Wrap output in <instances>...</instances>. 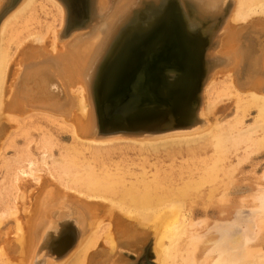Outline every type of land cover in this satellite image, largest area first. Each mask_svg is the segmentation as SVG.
<instances>
[{"label": "bare ground", "instance_id": "1", "mask_svg": "<svg viewBox=\"0 0 264 264\" xmlns=\"http://www.w3.org/2000/svg\"><path fill=\"white\" fill-rule=\"evenodd\" d=\"M148 1L165 2L91 0L90 8L83 6L85 16L89 17L87 29H80L74 25L75 10L79 9L81 0H0V111L18 128V132L7 134L8 126L2 125L0 135L25 139L24 145H13L8 176L0 181V227L5 221H14L20 251L14 259L10 254L14 246L7 248L1 243L0 264H86L90 257L92 259L91 250L94 251L100 241L103 249L107 247L113 252V257H107L104 264H136L118 254L116 233L117 230L129 231L127 219L118 216L108 204V207L98 204L100 200L95 201L96 196H66L65 220L73 227L78 224L77 229L65 226L55 231L53 226L59 219L49 208L56 205L57 197L48 189L36 196L30 218L21 221L19 201L24 200V192L20 182L33 178L39 184L46 177L42 173L48 174L51 165L58 178L84 180L90 192L116 193L114 184H120L121 180L112 177L122 174L117 176L106 166L109 161L112 163L113 157L131 152L140 158L141 165L152 161L160 168L168 159L175 169L176 159L181 156L185 161L178 165L179 171L170 168L173 186L167 184L169 191L177 194L178 190L185 189L175 184L180 172L186 170L191 174L202 164L223 160L225 148L244 143L246 153L260 150L264 142V0H234L235 5L230 8L232 0H181L188 19L186 27L195 36L200 55L198 65L180 69L173 79L172 86L180 95L175 120L173 116L170 120L164 119L160 100L152 95L149 86L156 68L169 63L168 58L159 53L165 49L166 35L154 32L135 55L130 53L129 43H126L133 28H139L141 33L150 32L157 17L143 18L141 22L136 19L140 23L138 27L126 29L125 37L114 38L120 26L131 19L134 8ZM50 4L57 9L59 27L54 30L51 42L47 37H39L41 43L33 52H22L24 57L20 56L19 63L23 68L27 65V75L21 77L22 72L18 70L7 90L4 83L16 37L30 25L39 24L37 12L49 14L47 6ZM31 33L34 32L31 30ZM225 97L234 103L236 115L226 123L218 121L217 116L219 119L214 122L208 115L215 113ZM252 108L256 110L254 121L245 124L244 118ZM31 128L39 132L37 138L29 132ZM66 137L70 138V143L61 141ZM1 147L0 156L3 151L7 153L8 146L3 142ZM3 159L7 164L8 159ZM117 163L115 161L114 167ZM99 169L103 177L98 175ZM146 174L143 170L135 176L139 179ZM163 179H142V189L134 183L124 191L123 198L139 207L136 210L140 216L128 210L126 204L114 205L130 218L128 222L133 221L131 225L135 227L128 232L131 242H137L145 234L138 224H147L153 225L155 230L153 241L160 264H165L167 238L172 241L168 245L172 246L176 240L186 239L181 264H264V186L254 189L253 205L248 209L235 208L232 215L227 212L226 217L199 231L205 219L180 218V199L176 203L170 201L166 210L154 211V216L145 209L154 201L165 202L168 195L155 194ZM103 215L110 218L111 223L102 225ZM248 217L250 219L245 220ZM251 219L254 223L249 222ZM244 220L247 222L243 223ZM10 234L7 232L5 241L11 240ZM217 234L220 237H216ZM74 246L76 249L63 262L57 260ZM45 247L49 256L41 254Z\"/></svg>", "mask_w": 264, "mask_h": 264}, {"label": "rangeland", "instance_id": "2", "mask_svg": "<svg viewBox=\"0 0 264 264\" xmlns=\"http://www.w3.org/2000/svg\"><path fill=\"white\" fill-rule=\"evenodd\" d=\"M236 1H238V0H236ZM236 4H237V2H236ZM234 5H235L234 0H232V2L228 6L230 8ZM37 6H40L39 2L37 3ZM47 7H48L47 10L49 11V14H45L44 12H41V11L37 12L38 15H40V17H39L40 23L39 24L30 25V27L23 29V31H21V33L16 37V42H15V45L13 46V50H12V56H11L9 63H8V68H7V72H6V74H7L6 81L4 83V88H6L7 90L10 88L9 85H10V81L12 80V78L17 76L18 70H20L22 72L21 77H25V75H27L26 68H25V67H27V65L24 66V68H23V66L19 63V60L22 57H24V53H22V52H28V51L33 52L35 47L37 46V44L39 43L38 45H40V43H41L38 40L39 37H44V38L47 37L46 39L48 40V42H51V38L53 37L54 30H56L59 27V21L56 17L57 16L56 7L54 5H51V4ZM52 17H53V19H52ZM30 29L34 33H31ZM38 33H39V35H37ZM49 34H50V36H49ZM26 41H28V42H26ZM43 43H44V41H43ZM27 45H28V47H27ZM18 48L21 50L19 51ZM48 48L51 50L50 46ZM23 50H25V51H23ZM22 54H23V56H22ZM20 56H22V57H20ZM15 58H16V60H15ZM16 61H18V63H16ZM39 63H42V61H40ZM13 66H15V67H13ZM47 67H49V66H47ZM75 96L78 99V96L77 95H75ZM63 101H64V99H63ZM235 115H236V107H235L234 103L232 102V100L225 97L223 102L219 103L218 107H216L215 113L209 114L208 117L210 119H213L214 122L217 121L216 119L219 117L220 119L218 118L219 119L218 121L221 120V122L226 123L227 121L232 120L235 117ZM0 116H1L0 117V130L2 128V125L8 126L7 127L8 130L6 132L7 134L9 133V131L12 132V131H15L16 129H18V128L14 127L15 122L12 121L11 119L5 117V115L2 114L1 111H0ZM255 116H256V110L254 108L250 109L248 112V115L244 118L245 124L253 123ZM4 118H6V119H4ZM16 132H18V131L16 130ZM29 132L31 133V135L32 134L34 135V138H37V136L39 134V132L37 130H35L34 128H31L29 130ZM7 134L3 135V136L0 135L1 145L3 144V142H5V146L6 147L8 146L7 150H6L7 153L5 151H3L2 154L4 156L3 155L0 156V181L4 180L6 178V176H8L7 170L10 167L9 158L14 155L13 145L15 144V145L19 146V145H24V143H25L24 137H22V139L20 136L16 137V135H11L8 137ZM7 137H8V139H7ZM34 141H32V142H34ZM61 141L64 143H70V138L66 137ZM119 144L122 145L124 143H119ZM1 145H0V154L2 151ZM31 147H34V143L31 144ZM245 148H246V146L244 143H242L236 147L225 148V151L223 152V154L225 155L223 157L224 158L223 160H221L217 163L209 162V163H206L205 165L202 164L201 166H199V168H197V170L193 171V173H191V174H189L190 171H186V170H184L183 172H180L178 174L177 180L175 181V184L178 185L177 187L179 189H182V188H185V189L183 191L178 190L177 194L170 192L169 189L167 188V184H170L173 186V182H172L173 180H172V178H170L171 173H172V172H170V168L172 169V165H170L171 162L168 159L164 160L161 163L162 168H160V166L153 165L152 161L150 163L146 162L145 163L146 165H144V164L141 165L142 161L140 160V158L138 157L139 158L138 159L137 156H135L131 152H130L131 154L129 153V155H125L128 158L125 156H122L119 158L117 156L113 157L112 163H111V161H109V164L106 166L110 167L112 169L111 173H117L116 174L117 176L122 174L121 177L119 176L120 178L119 177L118 178L112 177L113 179L121 180L120 184H118V185L114 184V186L116 188V193L90 192L84 186V184H83L84 180L75 181L76 178H70V177H66V176H64L63 178L62 177L58 178L55 175L57 172L53 171L54 169L52 168V165H51L50 172H49L50 174L49 173L48 174L42 173L43 177H45V176L46 177L42 178L44 181L41 180V182H39V184L36 183L34 180H32L33 178L25 179L24 181L20 182L21 186L23 187L22 189L24 192V200L20 199V201H19L20 219L22 222H25L28 218H30V216H31L30 210H34L35 204H33V203H35L36 198L38 197V195H40L42 193V191L48 189V190H50L51 193L54 194V196L57 197L56 205L49 208V210L56 211V212L58 211L59 212L58 217H57L58 219H65V213L68 210V207L66 205L68 202L66 200L67 199L66 196H69L71 194L74 196H77V197L79 195H84V196L91 195V197L96 196V197H94L96 199L95 201L100 200L98 204H100V205L103 204L104 206H106V204H108L110 207H112L115 210L116 214L117 213L120 214V215L117 214L118 216H121V215L124 216L122 219H124V218L127 219L126 220L127 226L130 227V229H128L129 230L128 232L131 233L133 230V227H135L134 225H131V224H133L132 223L133 221L128 222V219L130 220V218H128V216L126 214H124L123 211L119 210L114 205L117 206V203L126 204L127 205L126 207L129 208L128 210H134L137 214L136 209H139V207L133 201L131 202L128 198H123L124 191L126 189H129L131 184L136 183V186L139 187L140 189H142L143 188V183H142L143 180L151 181L153 178L156 179V178H162L163 177L165 179V181H164L165 183L160 182V184H162L163 186L159 184L160 187L155 191V194L157 196H163V197L165 195H168V197L165 198L164 203L160 204V202L158 203V201H154L151 203V206L150 205L145 206L146 207L145 209H148L150 215H152L154 211H157L160 209L162 211L166 210L167 208L165 206H167V204L170 203V201L175 202L177 199H180L179 203L182 205L181 211H180V218L185 216V217L193 218L194 220L205 219L204 220L205 223L203 225H200V227H198L199 231H201V230L204 231V229L207 227L208 224L213 223L215 220H221L224 216L226 217L227 212H231V215H232V213H234V211L238 207H240V208L242 207L243 210L245 208L248 209V207L253 205L251 195L253 192L256 191L254 189H257V187L259 185L264 186V178H262L264 175V142H262V144L260 146L259 151H261V152L258 151L259 153L258 152L246 153ZM34 153L36 155H38V153H39V151H37L36 147H34ZM58 154H59V152H58ZM86 155L89 156L90 154L88 152H86ZM3 157H6L8 159L7 164H4ZM136 159L139 161H137ZM114 160L116 161V163L119 161L117 163L118 165L116 164L115 167H114V164H115ZM130 160H131V162H130ZM184 161L185 160L183 159V157L178 156L176 159L177 163L174 164L175 169H172V170L174 172L179 171L178 165ZM82 163L83 162H81L80 164H82ZM143 170H146L147 174L143 178L141 176V177H139V179H137L136 176L138 174H140ZM101 172H102V170L99 169L97 173L99 176L103 177ZM82 173L84 176H86L85 172H82ZM131 173H133V174H131ZM135 174H136V176H135ZM164 175L166 178L164 177ZM165 190L168 192L166 193ZM182 193H183V196H178L179 194H182ZM33 198H35V199H33ZM241 198H243V199H241ZM64 204L66 205L67 208L65 207ZM108 205L106 207H108ZM141 208H143V207H141ZM222 208H224V209H222ZM116 209H118V210L116 211ZM101 214H103V212ZM137 215L140 216L139 214H137ZM154 215L155 214H153L152 216H154ZM251 218L253 219L254 217H251ZM102 219H103L101 221L102 225H106L107 223H111V221H112L110 218H108L104 215L102 216ZM247 219H250V218L248 217L245 220H247ZM252 219L249 221L250 223L251 222L254 223V221H253L254 219L253 220ZM245 220L243 221V223L247 222ZM138 225L143 228L142 229V230H144L143 232L145 233V235H147L150 238V241L153 240V236L155 234L154 233L155 230H154L153 225L149 226L146 224V225H144L145 227L143 225H140V224H138ZM51 226H53V225H51ZM53 227L56 228L57 226L54 225ZM0 228H1V230H0V244L5 243L7 245V248L9 246H14V250L11 251L10 254L14 257V259H15V257L18 258V254L20 251V243H19L18 239L16 238L17 230L15 229L14 221H12V220L5 221L1 225ZM7 232L11 233L9 235L11 240L8 242L5 241V239L7 237ZM120 232L122 233V231L117 230V233H116L117 239H118V247L126 246L127 250H130V249L133 250L134 248L126 245L130 241L129 240L130 234L128 235V232H124L121 234ZM137 233H139L138 230H137ZM217 235H216V237H220L219 234H217ZM147 236H146V238H147ZM166 240L164 241V247L167 251L165 264H181L182 263L181 262V255L183 253H185V250H186V239H185V241L182 240V238L176 240V244L173 246L168 245L172 242L171 240H169L168 238ZM99 243L97 245L98 247L96 246L94 251L91 250L92 252H90V253H92L91 254L92 259L90 257V259L87 260L86 264H104L106 262L107 257H108L106 255L109 254L110 256H112L113 252L107 247H105L103 249V244L102 243L99 244ZM151 245H152L153 253L156 256L155 263L160 264L159 263V257L156 254L157 252H156L155 242L153 241L152 243H150V246ZM75 247H77V246H74L69 252L62 255L61 257H58L57 260L63 262L76 249ZM99 248H102V251ZM137 251H141V250L138 249ZM93 253H95V254H93Z\"/></svg>", "mask_w": 264, "mask_h": 264}, {"label": "water", "instance_id": "3", "mask_svg": "<svg viewBox=\"0 0 264 264\" xmlns=\"http://www.w3.org/2000/svg\"><path fill=\"white\" fill-rule=\"evenodd\" d=\"M81 1L82 2L79 3V9L76 8L75 10L76 19L74 27L87 29V22L89 21V17L85 16L86 14L84 12V8H90L92 3H90L91 0ZM144 4L145 5L142 4V6L134 8L131 19L120 26L119 30L114 35V38L117 39L125 37L124 31L126 29L131 27H138L140 23H137V21H135L136 19L140 20L138 22H141L143 21V18L150 19L152 17H157L156 23L151 25L152 27L150 28V32L141 33L138 30L139 28H133L131 30V37L129 40L126 39V43H129L127 48L130 49V53L135 55L139 51L140 46L148 39H150L151 36H153L154 32L160 31L166 35L167 40H165V49H163L159 53L167 57L169 63L160 64L156 68L149 86L152 95H156L158 97L157 99L160 100L159 103L165 114L164 119L170 120L171 116H173L175 120V118L177 117L176 102L180 95L172 86L173 79L177 76V72H180V69L187 66L194 68V66L198 65L197 57L199 58L200 51L197 46V42L195 41V36L190 31L188 26L186 27L188 19L185 18V11H183L181 0H165L164 3H159L157 1H148V3ZM150 11H152V14L149 13ZM87 31H89V29ZM201 53L203 52L201 51ZM118 62H120L119 59L117 60V63ZM40 65H43V63H40ZM46 68L50 71H55V69H52V67L50 66ZM118 95H121L119 89ZM65 100L66 97H64V101ZM56 213L58 217V211ZM51 225L53 224H50V226ZM56 226L57 227L55 228V231L57 230V228H64L65 226L77 229L78 224L76 225V227H73L68 225L65 219H59ZM87 232L88 230L86 231V234ZM146 236L147 235L143 234L139 239H137V242L134 243L129 241V243L126 244L134 248L133 250H127L126 246L118 247V254H122L129 262L136 261V264H156V256L153 253L152 245L150 246V243H152L153 240L150 241V238L148 236L146 238ZM138 249H140L141 251H137ZM41 254L42 256H45V254L49 256L48 248H42ZM109 257L110 255L108 256V258Z\"/></svg>", "mask_w": 264, "mask_h": 264}]
</instances>
